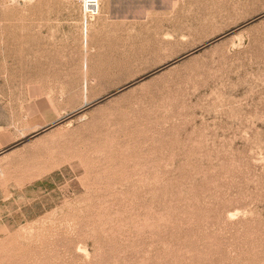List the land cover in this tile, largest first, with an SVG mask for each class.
Returning <instances> with one entry per match:
<instances>
[{
    "label": "rangeland",
    "instance_id": "374dc122",
    "mask_svg": "<svg viewBox=\"0 0 264 264\" xmlns=\"http://www.w3.org/2000/svg\"><path fill=\"white\" fill-rule=\"evenodd\" d=\"M98 2L0 0V264H264V0Z\"/></svg>",
    "mask_w": 264,
    "mask_h": 264
},
{
    "label": "crops",
    "instance_id": "0c3cea01",
    "mask_svg": "<svg viewBox=\"0 0 264 264\" xmlns=\"http://www.w3.org/2000/svg\"><path fill=\"white\" fill-rule=\"evenodd\" d=\"M28 101L25 109L26 124L30 128H42L55 122L60 114L54 105L46 98L42 88L32 85L27 89ZM0 139V148L5 147Z\"/></svg>",
    "mask_w": 264,
    "mask_h": 264
},
{
    "label": "built area",
    "instance_id": "2783aa9c",
    "mask_svg": "<svg viewBox=\"0 0 264 264\" xmlns=\"http://www.w3.org/2000/svg\"><path fill=\"white\" fill-rule=\"evenodd\" d=\"M98 0H83L84 18H92L98 13Z\"/></svg>",
    "mask_w": 264,
    "mask_h": 264
}]
</instances>
